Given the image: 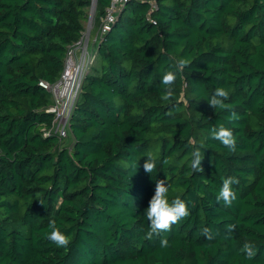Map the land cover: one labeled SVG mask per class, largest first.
<instances>
[{
	"label": "trees",
	"instance_id": "1",
	"mask_svg": "<svg viewBox=\"0 0 264 264\" xmlns=\"http://www.w3.org/2000/svg\"><path fill=\"white\" fill-rule=\"evenodd\" d=\"M91 2L0 0V264H264V0H129L97 42L62 147L41 83L60 78ZM110 2L98 0V26ZM181 57L189 67L164 101L162 75ZM217 87L238 120L207 103ZM221 125L236 151L210 139ZM197 147L202 173L190 167ZM227 177L239 181L231 206L217 201ZM159 180L190 215L149 240ZM52 219L68 247L47 239Z\"/></svg>",
	"mask_w": 264,
	"mask_h": 264
},
{
	"label": "clouds",
	"instance_id": "2",
	"mask_svg": "<svg viewBox=\"0 0 264 264\" xmlns=\"http://www.w3.org/2000/svg\"><path fill=\"white\" fill-rule=\"evenodd\" d=\"M186 67H189V61L186 58L177 59L168 70L164 72L161 78L162 92L161 99L168 101L174 96L173 85L177 79V74L182 72ZM229 97V92L224 87H217L211 97L207 100L209 106L214 110L229 112L228 119L235 121L239 119L238 114L234 111L231 104L225 101ZM171 115V113H169ZM209 137L212 140L219 141L229 151H236L237 140L231 128H226L223 125L218 128L213 127L209 130ZM204 159V152L200 147L194 148L190 153V167L193 172L202 173L204 171L202 160ZM168 159L163 160V164L167 165ZM157 165V160L152 155H148L143 164V169L146 173L151 174ZM239 183L238 179L227 177L222 180L217 195V201L222 200L226 206H231L233 201L236 200V193L232 185ZM169 185L165 180L156 182L154 195L151 197L148 207L145 210V217L149 221V230L146 233V238L151 240L154 236H159L162 232L171 231L173 225L180 222L182 219L190 215L188 202L177 197L168 199ZM42 203V202H41ZM43 204V203H42ZM194 206V205H193ZM50 232L47 239L60 248H66L70 244V239L57 227L55 219L49 221ZM237 225H227L228 233L236 231ZM201 234L207 239H214V234L210 228L204 227ZM161 247H168L169 242L166 238L161 239ZM258 249L251 242H245L239 249L238 253L243 254L248 260H252L257 255Z\"/></svg>",
	"mask_w": 264,
	"mask_h": 264
},
{
	"label": "built area",
	"instance_id": "3",
	"mask_svg": "<svg viewBox=\"0 0 264 264\" xmlns=\"http://www.w3.org/2000/svg\"><path fill=\"white\" fill-rule=\"evenodd\" d=\"M128 1L111 0L109 7L106 9V16L102 19L101 36L111 29L112 24L119 15L120 8ZM81 43L82 41L69 50L58 81L54 85L41 83V86L51 94L53 99L50 112L54 117L55 133L60 140L69 136L72 116L81 96L83 83L88 71L86 59H83L79 54V50L82 47Z\"/></svg>",
	"mask_w": 264,
	"mask_h": 264
},
{
	"label": "rangeland",
	"instance_id": "4",
	"mask_svg": "<svg viewBox=\"0 0 264 264\" xmlns=\"http://www.w3.org/2000/svg\"><path fill=\"white\" fill-rule=\"evenodd\" d=\"M87 19L84 23L85 32L82 40V47L79 50L80 56L86 59L88 68L90 62L95 57L98 50L97 42L101 39L100 27L98 26L99 7L98 0H92L91 5L86 9ZM62 147L71 148L74 142L72 132L69 131V136L66 139L60 140Z\"/></svg>",
	"mask_w": 264,
	"mask_h": 264
}]
</instances>
